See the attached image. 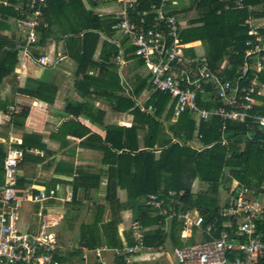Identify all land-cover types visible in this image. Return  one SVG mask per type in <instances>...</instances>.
I'll list each match as a JSON object with an SVG mask.
<instances>
[{
	"label": "trees",
	"instance_id": "1",
	"mask_svg": "<svg viewBox=\"0 0 264 264\" xmlns=\"http://www.w3.org/2000/svg\"><path fill=\"white\" fill-rule=\"evenodd\" d=\"M81 1L46 0V8L39 19L37 44L41 46L50 36L49 27L51 28L56 20L59 21L61 15L68 20L70 14V17L77 22L73 24L69 20L68 24L76 27L71 26L72 29H69L68 32L65 31L64 35H68L65 41L69 45L80 42L81 52L77 72L82 75L84 80L89 78L87 71L97 68L98 74L104 72L103 75L106 77V91L122 92L126 89L118 85L115 66L108 63V60L110 58L114 60L119 49L124 50V53L129 52V43L126 39L121 38V40L118 39L119 47H117L115 43L104 40L100 45L98 60L92 61L96 47L100 43L101 33L113 40L114 31L111 27L115 21L102 19L86 12ZM235 1L192 0L193 9L185 11L196 10L198 17L190 21L194 24L193 27L181 31L182 42L199 41L203 58L209 67L211 69L221 68L219 72L230 79L235 76L237 67L241 64L246 49L245 42L251 40L242 25L249 15H253L247 8L255 6L264 8V0H241L243 8L233 9ZM225 7L227 10H224ZM14 15L15 12L12 9L0 8V30L7 29L8 24L3 19L13 18ZM260 16L264 17V10ZM44 23L47 24V28L43 29L41 26ZM81 32L82 35L79 38L78 33ZM13 39L9 41L0 36V78L9 74L16 64L17 53L14 47L22 42H20V38H16L15 42ZM188 52L191 54L190 49ZM31 56L38 57L33 53ZM223 61L225 64L219 66ZM136 63L140 65L139 62ZM146 87L147 77H137V84L131 93H128V97L106 95L115 112L128 113L132 116V124L127 128L106 127L101 142L98 137L90 136L92 140L102 143L100 161L104 167L101 168V172L106 173L103 201L111 206L112 214L111 219L104 222V206L93 203L94 211L90 228L98 226L96 234L101 233L103 243L107 241L111 246L120 247L117 238V225L121 218L118 215L128 209L134 220L144 228L142 246L146 249L162 246L166 239V234L161 231L158 224L159 220L162 222V218L154 214L156 211L153 208L140 202L146 195L156 194L166 203L171 201L170 204L176 213L196 210L203 218L202 226L216 219V223L213 224L215 230L213 235H217L223 221V219L217 218L220 208L216 203V198L220 185L229 184L231 180H234L238 185L251 189L255 195L264 194V130H248V125L245 122H221L213 117L207 123H200L198 128L200 144L208 147L199 152L195 151L187 146L193 137L195 123L187 113H182L174 122L171 121L174 102L171 101L169 108L166 109L169 96L147 91L149 96L143 106V111L135 106L133 99L145 91ZM27 93L34 95V92ZM258 99L260 100V98ZM165 111L164 118L168 121L166 129L160 121L161 115ZM256 111L259 115L264 116V102L262 107L256 108ZM69 112L72 117L77 116V112ZM25 115L26 112L18 113L13 123L18 124L17 120L23 119ZM138 130L145 132L143 150L137 147L136 132ZM28 139L30 137L22 138L20 149L31 147L26 143ZM173 139L177 140V143H174ZM157 142L158 146L155 149L154 145ZM241 144H243L242 147H239ZM34 146L38 149L42 148L40 144ZM2 160L3 155L0 153L1 172L3 171ZM68 174H72L71 168H69ZM101 176L100 173L87 174L77 170L76 176L70 183V202L75 204L81 201H78L76 197L79 189L84 190V196L90 190H97ZM194 182L204 185L205 189L195 194L192 193L191 188ZM118 190L125 193L124 202H120L116 197ZM169 192L174 193V196L168 197ZM227 204L228 199L225 201V205ZM33 211L41 212V208L35 207ZM169 225H171L172 232L169 236V245L180 247L182 245L180 224L171 220ZM193 232L194 229H192ZM82 239L84 241L86 238L82 236ZM129 240V246L133 245L132 238ZM90 243L91 249H94V246L98 244L93 236L90 238ZM178 244L181 245L177 246ZM115 262L121 264L123 259L115 258Z\"/></svg>",
	"mask_w": 264,
	"mask_h": 264
},
{
	"label": "built area",
	"instance_id": "2",
	"mask_svg": "<svg viewBox=\"0 0 264 264\" xmlns=\"http://www.w3.org/2000/svg\"><path fill=\"white\" fill-rule=\"evenodd\" d=\"M86 1L97 10L101 8L98 17L115 21L111 29L128 41L132 47L131 57L140 63L146 73L145 91L167 95L174 102L172 118L177 119L182 113H187L198 126L215 117L221 122H245L248 130H264V116L256 111L264 102V35L261 27L247 20L243 22L246 35L251 40L246 41L241 65L230 79L219 72L221 68L211 69L203 57L190 56L188 50L195 46L182 42L181 31L191 17L189 11L182 12L176 8V0ZM0 8L15 12L11 18L13 27L16 31H23L24 35L20 40L22 43L16 44L14 50L19 57L32 60L29 50L37 43L39 19L46 8V0H0ZM242 8L241 0H236L233 9ZM41 28H47V24L44 23ZM105 39L116 43L115 40ZM115 61L120 68L125 66L127 60L123 50H118ZM36 62L41 66L47 64L45 56H39ZM140 110L143 111V108ZM193 138L194 143L192 140L187 143L189 148L199 152L208 147L200 144L198 130ZM173 142L177 143V140L173 139ZM21 158V150L9 149L2 160L0 264H90L87 254L80 252L76 256L57 245L53 235L45 231L48 219L42 211L35 215L36 231H18L20 199L31 204L58 200L56 189L39 190L37 194L28 193L26 196L22 193L21 196L16 195L15 176ZM227 191L228 204H222L217 213V218L223 219L217 235H213L216 219L202 226L203 218L194 209L176 213L171 201L166 203L156 194H148L142 199L145 206L153 208L156 211L154 214L162 218L158 224L163 233L174 220L180 224L181 239L188 238L182 233L191 228L199 229L207 236L201 242L186 245L182 241L180 247H173L171 255L176 264H264V194L255 195L233 180ZM167 196L173 197L174 193L169 192ZM69 199L68 196L65 201ZM56 224L52 221L53 226ZM129 229L134 244L127 246L123 254L114 250L115 258L121 257L124 263L125 255L146 249L142 246L144 228L132 220ZM93 250L95 259L102 260L106 254L102 246Z\"/></svg>",
	"mask_w": 264,
	"mask_h": 264
},
{
	"label": "crops",
	"instance_id": "3",
	"mask_svg": "<svg viewBox=\"0 0 264 264\" xmlns=\"http://www.w3.org/2000/svg\"><path fill=\"white\" fill-rule=\"evenodd\" d=\"M81 2L86 12L96 16L97 13L101 12L100 8L98 7L99 10H97L91 2L86 0ZM247 10L252 12L253 15H249L246 20L261 27V33L264 35V17L260 16L264 8L255 6L248 7ZM194 11L195 16L187 20L183 30L194 26L190 22L198 17L197 11ZM68 18L66 20L61 15L59 17L60 20H56L52 27H49L50 36L45 39L43 44L39 46L36 43L29 50L30 55L33 53L38 57L45 56L46 65H39L36 62L38 57L33 58L31 56V60L17 55V61L12 71L0 78V153L4 158L9 149L22 151V158L16 170L15 188L25 196L28 193L37 194L39 190L51 191L56 189L55 196L58 197V200L49 199L34 206H29L22 211L25 217L31 209L33 211L35 207L37 209L40 207L42 214H45L48 219H50L49 216L52 217L54 215H57L54 216L55 218L65 219L68 217L69 219L70 216L66 213V211H70L69 207L73 205L80 206L83 202L93 203L95 196H102L103 199L106 173L101 172V168L104 166L101 165L100 161L102 156L100 147L102 143L100 142L105 135L104 129L108 126L127 128L132 124V116L128 113L115 112L112 109V103L106 98V95L120 98L128 97L137 84V77H147L141 65L136 63L138 61L131 57L130 51L132 47L128 44L130 51L124 53L127 60L125 66L120 68L115 59L110 58L108 60V63L115 66L118 85L120 87L123 86L126 90H122V92L116 90L106 91V77L103 75L104 72L103 74H98L97 68L87 71L89 78L83 80L82 75L77 72L79 54L81 52L80 42L69 45L65 41L68 35H64V32L72 29L71 26L76 27L75 25H69V20L73 24L77 22V20L75 21V19L70 17V14ZM100 18L105 19L103 17ZM3 20L8 25L7 29L0 30V36L7 38L9 41L14 38L13 42H15L16 38L22 39L23 36L20 35V32L23 31L14 29L11 18L6 17ZM81 35L82 32L78 33L79 38ZM113 36V40L116 41L115 45L118 44V39L121 40L123 38L115 33ZM105 38L108 37L101 33L100 43L96 47L92 61L96 62L98 60L101 42L107 41ZM190 43L195 46V48L190 49V55H192L194 49L201 48L202 53L199 56L204 57L200 42L194 41ZM224 64L225 61L221 62L219 66ZM27 92H34V95ZM148 96L149 92L143 91L139 93L136 99H133L135 106L139 110L146 104ZM171 101H169V104H171ZM168 108L166 106V109ZM69 111L77 112V116L72 117ZM148 111L150 112L151 110L149 109ZM20 112H26V115L23 119L17 120L18 124H14L13 121ZM165 115L166 111L162 113L160 121L166 129L168 121L165 120ZM172 117L173 114L171 121L174 122L176 119ZM144 133L141 130L136 132L137 147L140 150L144 149ZM32 136L33 138L31 139ZM90 136L98 137L100 142L92 140ZM23 137H30L26 141L27 144L31 145L29 149L22 150L19 148ZM37 144L42 145V148H36L34 145ZM157 146L158 142L154 145V148L156 149ZM69 168H71L72 174H68ZM77 170L84 171L87 174L100 173L102 176L98 189L90 190L86 193L88 198L84 196V190L79 189L76 197L78 201H81L73 204L70 202V183L74 178L73 175L77 174ZM2 182L3 174L0 171V186ZM117 192L116 197L120 201L121 192L123 191ZM91 193L93 195L89 196ZM68 196L70 197L69 201H65ZM123 199H125V193ZM222 199L224 202L222 203L225 204L227 199L224 197ZM129 212L122 211L120 214L126 213L125 215L130 216L132 213L130 210ZM22 214L20 215L18 212V220L21 219ZM55 218L53 219L55 220ZM31 220H34L33 224L27 223L26 225V229L29 232L37 230L33 226L37 222L33 217L29 218V222ZM122 225L121 219L117 225V230H123L124 228H119ZM192 229H194V232L199 230L195 228L185 230L182 235L188 238L181 239V243H183L182 241L186 243L190 238L189 235L192 234ZM100 255H103V252H100Z\"/></svg>",
	"mask_w": 264,
	"mask_h": 264
},
{
	"label": "rangeland",
	"instance_id": "4",
	"mask_svg": "<svg viewBox=\"0 0 264 264\" xmlns=\"http://www.w3.org/2000/svg\"><path fill=\"white\" fill-rule=\"evenodd\" d=\"M176 2H177L176 8L180 11L193 9L192 8L193 6L191 5L192 0H176ZM105 10L106 9L102 10V12H104ZM189 11H190L189 16L194 17L195 11L194 10H189ZM20 35L23 36V32H20ZM201 53H202L201 48L194 49L192 56L198 57ZM170 100L171 99H169V101ZM169 105L170 104L168 103L167 107H169ZM198 128L199 126L195 124L194 133H196ZM191 140L194 143L193 137ZM242 145L243 144H241L239 147H242ZM227 185L228 184L223 183V185H220L218 189L216 203L219 208L224 203L222 199L223 197L228 199L229 201L228 191L226 189ZM204 189H205L204 185L198 184L196 182L192 184V188H191L192 193L194 194L198 193V191H203ZM118 191L120 192V190ZM92 195L93 193H91L89 196H92ZM121 195L122 197L120 198L121 199L120 201L124 202L125 200L123 199L124 193L121 192ZM85 196L86 198H88V195H85ZM82 197H83V194H82ZM94 198H95V201L93 203H98L104 206L105 212L103 214L104 216L103 221L107 222L112 217V214L110 211L111 206L108 205V203L103 201L102 196L101 197L95 196ZM140 202L143 203V200H141ZM93 203L83 202V204H81L80 206L73 205L69 207L70 211H66V213L70 216L69 219L68 217L65 219H62L59 217L55 218L54 216H57V215H54L52 217L49 216L50 219L47 218L48 222H47L45 231L53 235L57 245L60 246L65 252L73 253L76 256H79L80 252L87 254L90 264H98L102 261L104 264H117L115 262L114 250L115 249L119 250L121 254H123V252L125 253L126 247L129 246L128 244V242L130 241L129 238L130 239L132 238V234L129 229V224L132 220H134V217L132 214H130V216L125 215L126 213H122L123 215L122 214L118 215V217H120L123 222V225L120 226L119 228H124L123 230H117V238L119 239L120 247L111 246L107 243V241L103 243V240H102L103 238L100 232L98 235L96 234V229L98 226L90 228L91 223H92L91 221H92L93 211H94ZM19 204L20 205H19L18 212L21 215L23 210H26L29 206L31 207V205L34 206L36 203L31 204V203L25 202L20 199ZM124 211L129 212L128 209ZM35 213L36 212L32 211L31 209V211L26 214V217L22 214L23 216L21 217V219L17 220V224H18L17 229L20 233L29 232L26 229V225L27 223L33 224V221H34V220H31L29 222V218L33 217L35 221L37 222L35 218ZM53 218H55V220ZM52 221H56L57 224L53 226ZM33 226L36 228V223ZM170 232H171L170 227L167 226L166 231H165L166 239L162 246L155 248V249L149 248L148 251L146 249L136 250L134 254L125 255L126 263L122 262L121 264H176L171 255V249L172 247H175V246L169 245V238H170L169 236L172 233ZM82 236L86 238L84 241L82 239ZM92 236L95 237L96 242L98 243L97 245L94 246L95 248L102 246L106 249V254L103 255L102 260L94 258V254H93L94 250L93 248L92 249L90 248L91 247L90 238ZM189 236L190 238L186 241L185 243L186 245L201 242L207 239V236L203 235V233L200 230L193 232ZM180 245L181 244H178L177 246H180Z\"/></svg>",
	"mask_w": 264,
	"mask_h": 264
},
{
	"label": "clouds",
	"instance_id": "5",
	"mask_svg": "<svg viewBox=\"0 0 264 264\" xmlns=\"http://www.w3.org/2000/svg\"><path fill=\"white\" fill-rule=\"evenodd\" d=\"M232 181V180H231ZM231 181H230V183H231ZM234 181V180H233ZM236 182V181H235ZM230 183L226 186V189H228V187L230 186Z\"/></svg>",
	"mask_w": 264,
	"mask_h": 264
},
{
	"label": "water",
	"instance_id": "6",
	"mask_svg": "<svg viewBox=\"0 0 264 264\" xmlns=\"http://www.w3.org/2000/svg\"><path fill=\"white\" fill-rule=\"evenodd\" d=\"M16 195H17V196H21V193H20V192H16Z\"/></svg>",
	"mask_w": 264,
	"mask_h": 264
}]
</instances>
